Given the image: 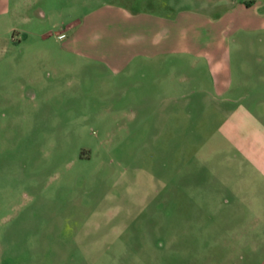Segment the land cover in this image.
<instances>
[{"label":"rangeland","instance_id":"rangeland-1","mask_svg":"<svg viewBox=\"0 0 264 264\" xmlns=\"http://www.w3.org/2000/svg\"><path fill=\"white\" fill-rule=\"evenodd\" d=\"M0 10V264H264V0Z\"/></svg>","mask_w":264,"mask_h":264},{"label":"crops","instance_id":"crops-1","mask_svg":"<svg viewBox=\"0 0 264 264\" xmlns=\"http://www.w3.org/2000/svg\"><path fill=\"white\" fill-rule=\"evenodd\" d=\"M29 5V4H28ZM65 6H64V10L63 9H61L59 12H70L71 11V4H69L68 5V8H69V10L67 11V2H66V4H64ZM6 9H8V8H6ZM1 11V10H0ZM6 11V10H5ZM123 12H125V11H123ZM38 14H39V16L40 17H43L44 16V12L43 11H39L38 12ZM60 26H61V29L58 31V38H59V40H60V42H64V41H66L68 38H69V40H70V42H71V38L74 36V33L72 32L71 34H69V35H67V32H69L70 30H71V28L73 27V23L72 22H66V21H60ZM64 35L63 37H60V35ZM69 42V43H70ZM64 46V45H63ZM65 47V46H64ZM67 47H65V49H66ZM64 49V50H65ZM70 50V49H69ZM66 51V50H65ZM204 53V52H203ZM204 54H206V55H208V53L207 52H205ZM48 62L50 61V60H47ZM48 74V77L50 76V71H49V73H47ZM217 80H219V78L218 79H216L215 78V81H217ZM31 81H32V78H31ZM27 82V81H26ZM29 82V81H28ZM38 86H40V85H38ZM24 88H27V85H24L23 86ZM46 86L44 85V86H42L41 87V89L43 90L44 89V91H43V95H45L46 97H48L49 98V88H45ZM31 93L32 94V96L34 97L35 96V93H36V91H35V89H34V87L32 88V90L31 91H25V93ZM2 96H3V94H2ZM7 98L8 97V95L7 94H5V96H4V98ZM8 105V102L6 101V99H3L2 101H1V106L3 107H8L7 106ZM238 109V108H237ZM242 109V108H241ZM246 111L245 110H236V111H233V113L231 114V120L229 119L228 121H226V123L228 122V128H226V129H229V130H231L232 131V133H234L233 131H235V132H237V131H239V132H241L242 130H244V128L241 126V124H240V122L243 124V125H246V121L245 120H243V119H245L246 118V113H245ZM238 113H240V115H238ZM241 114H243V115H241ZM5 126H7V124L6 123H0V127L1 128H5ZM227 126V124L224 126V127H226ZM242 133H243V131H242ZM233 136V135H232ZM247 138L248 139H250V136H249V132L247 131L246 132V134L245 133H243L242 134V136L241 137H237V143H239L240 145H242V146H244L247 142H248V140H247Z\"/></svg>","mask_w":264,"mask_h":264},{"label":"built area","instance_id":"built-area-1","mask_svg":"<svg viewBox=\"0 0 264 264\" xmlns=\"http://www.w3.org/2000/svg\"><path fill=\"white\" fill-rule=\"evenodd\" d=\"M64 35L62 34V35H60V37H63Z\"/></svg>","mask_w":264,"mask_h":264}]
</instances>
